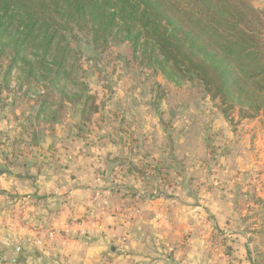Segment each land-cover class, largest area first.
I'll use <instances>...</instances> for the list:
<instances>
[{
  "label": "rangeland",
  "instance_id": "1",
  "mask_svg": "<svg viewBox=\"0 0 264 264\" xmlns=\"http://www.w3.org/2000/svg\"><path fill=\"white\" fill-rule=\"evenodd\" d=\"M244 2L257 10L261 25L248 14L242 24L253 22L252 34L258 29L264 40V0ZM87 39L83 35L81 42H72L64 67L57 64L60 53L55 50L46 58L33 51L27 55L31 66L14 67L8 76L12 53L0 46V164H53L61 154L78 149L93 156V164H116L114 176L129 183L137 197L132 203L144 195L178 193L179 202L173 204L180 208L186 203L183 184H194L200 207L192 223L172 238L152 239L162 247L163 264H249L246 247L254 260L262 252L264 264V113L255 115L236 101L226 116L218 99L204 94L195 101L199 90L192 82L170 65L149 64L143 46L134 55L123 35L100 49ZM57 70L68 74L53 85ZM210 150L216 159H210ZM220 164H228L229 171ZM133 168L139 170L135 177ZM226 172L239 180V188L230 190L233 214L224 221L216 214L205 178L215 181ZM180 214L173 215L175 221H160L182 228ZM71 220L74 226L81 221ZM62 235L54 230L46 239ZM110 240L118 254H127V235L111 233Z\"/></svg>",
  "mask_w": 264,
  "mask_h": 264
},
{
  "label": "trees",
  "instance_id": "2",
  "mask_svg": "<svg viewBox=\"0 0 264 264\" xmlns=\"http://www.w3.org/2000/svg\"><path fill=\"white\" fill-rule=\"evenodd\" d=\"M239 2L0 0V46L12 53L5 75L21 64L31 66L27 55L33 51L46 58L55 50L60 53L57 64L64 67L73 52L72 42H81L80 36L85 35L88 44L100 49L110 38L123 35L131 41L134 55L143 46L149 51V64L170 65L192 82L199 90L195 101L204 94L218 99L226 107V116L236 101L243 102L255 115L264 113L263 34L258 29L252 34L253 22L242 24L247 14L253 15L259 28L261 18L244 0ZM101 39L104 44L100 46ZM67 74L57 70L52 84L57 85ZM133 169L135 177L139 170ZM225 247L233 249L228 240ZM245 250L249 264H262V252H257L254 260L249 247Z\"/></svg>",
  "mask_w": 264,
  "mask_h": 264
},
{
  "label": "crops",
  "instance_id": "3",
  "mask_svg": "<svg viewBox=\"0 0 264 264\" xmlns=\"http://www.w3.org/2000/svg\"><path fill=\"white\" fill-rule=\"evenodd\" d=\"M82 154L69 150L53 164H0V264L164 263L162 247L152 239L165 234L172 238L192 223L200 207L195 185L183 184L186 203L181 208L173 204L178 193L144 195L139 203H132L137 197L128 190L129 183L114 176L116 164H93V156ZM220 165L230 169L228 164ZM223 175L217 174L215 181L205 178L221 219L233 214L230 190L239 188V180L227 172ZM179 214L182 228L160 221H175L173 215ZM75 217L81 221L74 226L71 219ZM54 230L62 237L46 239ZM111 233L127 235L124 256L110 240Z\"/></svg>",
  "mask_w": 264,
  "mask_h": 264
},
{
  "label": "built area",
  "instance_id": "4",
  "mask_svg": "<svg viewBox=\"0 0 264 264\" xmlns=\"http://www.w3.org/2000/svg\"><path fill=\"white\" fill-rule=\"evenodd\" d=\"M73 222V221H72Z\"/></svg>",
  "mask_w": 264,
  "mask_h": 264
}]
</instances>
